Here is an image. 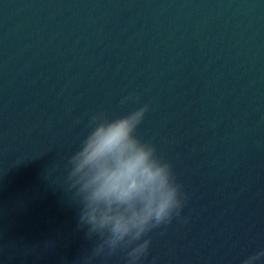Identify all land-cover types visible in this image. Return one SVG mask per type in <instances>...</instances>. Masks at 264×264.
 <instances>
[{
	"label": "water",
	"instance_id": "obj_1",
	"mask_svg": "<svg viewBox=\"0 0 264 264\" xmlns=\"http://www.w3.org/2000/svg\"><path fill=\"white\" fill-rule=\"evenodd\" d=\"M145 104L138 134L189 198L144 264L264 248V0H0V264H82L54 164L91 115Z\"/></svg>",
	"mask_w": 264,
	"mask_h": 264
},
{
	"label": "clouds",
	"instance_id": "obj_2",
	"mask_svg": "<svg viewBox=\"0 0 264 264\" xmlns=\"http://www.w3.org/2000/svg\"><path fill=\"white\" fill-rule=\"evenodd\" d=\"M148 110L145 104L124 115H91L75 151L54 164L59 174L52 183L77 205L78 226L94 241L82 264L121 254L123 264H144L150 234L183 218L189 197L172 163L138 134ZM240 264H264V248Z\"/></svg>",
	"mask_w": 264,
	"mask_h": 264
}]
</instances>
